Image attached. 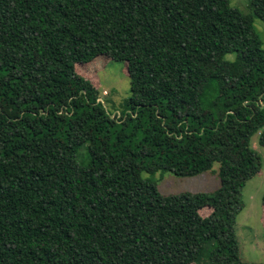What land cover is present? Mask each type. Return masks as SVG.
<instances>
[{"label": "trees", "instance_id": "16d2710c", "mask_svg": "<svg viewBox=\"0 0 264 264\" xmlns=\"http://www.w3.org/2000/svg\"><path fill=\"white\" fill-rule=\"evenodd\" d=\"M248 4L0 0V264H264L236 232L263 166L264 0ZM104 56L130 78L118 114L80 71ZM216 163L212 192L151 177Z\"/></svg>", "mask_w": 264, "mask_h": 264}, {"label": "rangeland", "instance_id": "374dc122", "mask_svg": "<svg viewBox=\"0 0 264 264\" xmlns=\"http://www.w3.org/2000/svg\"><path fill=\"white\" fill-rule=\"evenodd\" d=\"M231 4L243 11H249L248 0H231ZM264 48V22L254 19ZM227 58L234 59L235 54H228ZM84 75L100 91V100L112 114H118L123 109V102L131 95L130 78L124 63L112 61L108 57H100L90 65L83 66ZM260 131L251 139V145L259 153L262 160V169L252 177L242 191L244 208L237 216L236 232L241 246V256L244 261L264 262V147L259 143ZM81 160L87 152L83 149ZM145 176H149L146 174ZM152 179L156 182L163 194H176L180 192H212L220 185L219 164L216 163L211 170L195 176H177L170 171H158ZM209 207L200 209L202 216H208Z\"/></svg>", "mask_w": 264, "mask_h": 264}]
</instances>
